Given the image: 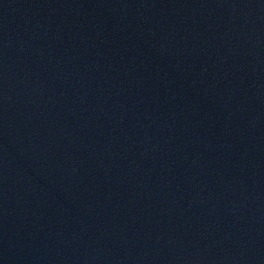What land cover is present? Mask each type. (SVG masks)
<instances>
[{"label": "water", "instance_id": "water-1", "mask_svg": "<svg viewBox=\"0 0 264 264\" xmlns=\"http://www.w3.org/2000/svg\"><path fill=\"white\" fill-rule=\"evenodd\" d=\"M0 264H264V0H0Z\"/></svg>", "mask_w": 264, "mask_h": 264}]
</instances>
